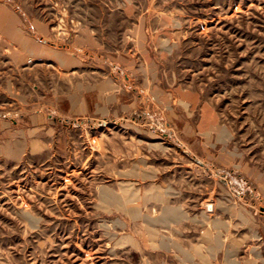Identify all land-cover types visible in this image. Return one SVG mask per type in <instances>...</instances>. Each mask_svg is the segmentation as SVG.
I'll return each instance as SVG.
<instances>
[{
  "label": "rangeland",
  "instance_id": "rangeland-1",
  "mask_svg": "<svg viewBox=\"0 0 264 264\" xmlns=\"http://www.w3.org/2000/svg\"><path fill=\"white\" fill-rule=\"evenodd\" d=\"M0 264H264V0H0Z\"/></svg>",
  "mask_w": 264,
  "mask_h": 264
},
{
  "label": "bare ground",
  "instance_id": "bare-ground-1",
  "mask_svg": "<svg viewBox=\"0 0 264 264\" xmlns=\"http://www.w3.org/2000/svg\"><path fill=\"white\" fill-rule=\"evenodd\" d=\"M55 57H56V59H60L61 58L60 55H55ZM175 215H177L175 212L169 211V216H173L174 217Z\"/></svg>",
  "mask_w": 264,
  "mask_h": 264
}]
</instances>
